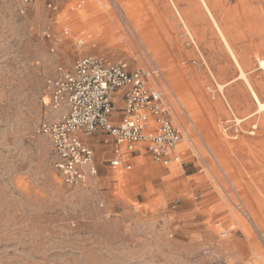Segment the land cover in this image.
<instances>
[{
	"label": "rangeland",
	"instance_id": "374dc122",
	"mask_svg": "<svg viewBox=\"0 0 264 264\" xmlns=\"http://www.w3.org/2000/svg\"><path fill=\"white\" fill-rule=\"evenodd\" d=\"M41 4L0 0V264H262L264 0ZM135 8L154 20L168 66L141 43ZM84 55L129 70L159 67L178 100L169 111L180 125L179 161L141 155L123 170L96 148L97 176L64 184L39 126L56 113L43 105L48 80ZM176 81L202 120L191 119ZM165 171L186 181L157 200Z\"/></svg>",
	"mask_w": 264,
	"mask_h": 264
},
{
	"label": "built area",
	"instance_id": "2783aa9c",
	"mask_svg": "<svg viewBox=\"0 0 264 264\" xmlns=\"http://www.w3.org/2000/svg\"><path fill=\"white\" fill-rule=\"evenodd\" d=\"M13 1L21 9L33 2ZM44 1L48 7L53 3ZM162 78L155 66L148 71L129 70L120 64H104L94 55H84L48 80V100L43 105L49 111L58 110L59 117L44 119L39 131L49 140L52 165L65 185H84L97 176L94 151L80 137L96 131L113 138V166L120 165L124 157V167L129 169L128 159L139 144L156 162L170 160L182 136L169 111L177 98L166 83H161ZM116 92L121 95V114L114 119Z\"/></svg>",
	"mask_w": 264,
	"mask_h": 264
},
{
	"label": "bare ground",
	"instance_id": "6f19581e",
	"mask_svg": "<svg viewBox=\"0 0 264 264\" xmlns=\"http://www.w3.org/2000/svg\"><path fill=\"white\" fill-rule=\"evenodd\" d=\"M200 1V0H199ZM201 3V2H200ZM179 5V4H178ZM207 7V6H206ZM126 8V7H125ZM127 9V8H126ZM136 9L137 8H135V13H134V15L133 14H131V16H130V19H131V21L133 22V24L135 25V27H136V32H137V34L139 35V36H141L142 37V44H146L147 45V47H149V48H151V52L153 53V55H155V60H158L159 62H160V64H162V66L163 67H166V66H168L169 65V62L167 61V57H165V55H163V53H165V51H163L162 50V48H158L157 47V41H159V40H161L160 38H159V35H158V33L156 32V30L154 29V27H153V25H154V20L147 14V15H145V14H140V13H137V11H136ZM128 10V9H127ZM134 10V9H133ZM209 11V10H208ZM133 12V11H132ZM209 12H211V11H209ZM128 13H129V11H128ZM197 14V13H196ZM195 16V15H194ZM198 16V15H197ZM208 17V16H207ZM200 18V17H199ZM212 21V20H211ZM187 24V23H186ZM211 24V23H210ZM143 25H146V27L148 26L149 27V31L147 32H144L143 31V27H145V26H143ZM217 25V24H216ZM143 26V27H142ZM193 26V25H192ZM195 26V25H194ZM193 26V27H194ZM186 27V26H185ZM216 28V27H215ZM218 32V31H217ZM146 33H148V34H146ZM184 33V32H183ZM215 33V32H214ZM150 35V36H149ZM218 36V35H217ZM223 37H224V33H223V35H222ZM226 36V35H225ZM151 37V38H150ZM191 36H189V38H190ZM227 38V37H226ZM225 39V38H224ZM192 41H194V39L192 40ZM222 42H223V40H222ZM140 43V42H139ZM224 46H225V44H224ZM232 46V45H231ZM142 47H143V45H142ZM167 47V46H166ZM227 48V47H226ZM229 48V47H228ZM232 48V47H231ZM225 49V48H224ZM139 50V49H138ZM144 50V49H143ZM179 50H180V47H179ZM233 50H234V48H233ZM181 51V50H180ZM146 52V51H145ZM241 55V54H240ZM244 55V54H243ZM235 56V55H234ZM233 56V57H234ZM237 56V55H236ZM235 56V57H236ZM232 58V57H231ZM237 58V57H236ZM245 58V57H244ZM153 62V61H152ZM260 62V61H259ZM153 64V66H155L159 71H161L160 69H159V67L155 64V63H152ZM260 64H262V65H264V62H262L261 61V63ZM262 65H260V66H262ZM242 67V66H241ZM239 69V68H238ZM162 72V71H161ZM240 72V71H239ZM241 75H243V78H244V74L243 73H241ZM241 75L239 74V76L240 77H238V78H242L241 77ZM177 77V76H176ZM176 80H177V78H176ZM264 82V81H263ZM248 83V82H247ZM180 84V82H177L176 81V83H175V85L176 86H178V95L180 96V98L183 100V101H185L186 102V104H190V109L192 110V112L190 113V117H191V119L193 120V121H199V120H202L201 119V116H200V114H199V110L197 109V107H196V105H197V102H196V99L195 98H193L192 97V95H191V93L189 92V89H187L185 86H183L182 84L181 85H179ZM248 86V85H247ZM255 95V94H254ZM256 97V96H255ZM257 99V98H256ZM258 102V104H259V106H260V108H262L263 107V104L261 103V102H259V101H257ZM173 105H174V103H172ZM176 104L178 105V100H177V102H176ZM258 111V110H257ZM176 113V111L174 112V114ZM249 116V115H248ZM247 119V118H246ZM208 121V120H207ZM174 123L177 125V126H180L179 125V123L178 122H176V120L174 119ZM252 133V132H251ZM216 137V136H215ZM217 138V137H216ZM218 139V138H217ZM219 141V140H218ZM219 144H220V142H219ZM221 145V144H220ZM179 144L178 145H176L175 146V148H174V151H173V153H176V156H174V159L173 160H171V161H173V162H176V161H179V159H180V156H181V150H179ZM226 146V145H225ZM206 147V146H205ZM208 147V146H207ZM229 147H232V146H229ZM210 148V147H209ZM227 148V147H226ZM209 150V152H211L212 153V151L210 150V149H208ZM223 151H224V149H223ZM213 154V153H212ZM211 154V155H212ZM230 154V153H229ZM218 156V159H216V157H215V155L213 154V156H214V158H215V160L217 161V162H219V165L220 166H223V167H225V169H227V170H229L230 168H229V166H228V164H227V162H226V159L224 158V155L223 154H217ZM227 155V154H226ZM229 161V160H228ZM168 162H170V161H168ZM167 162V163H168ZM218 166V165H217ZM220 169V168H219ZM226 170V171H227ZM221 171V170H220ZM230 173V177H229V179H232V172H229ZM227 174V173H226ZM225 174V175H226ZM232 183V182H231ZM233 183L235 184V185H237V183L233 180ZM233 184V185H234ZM261 262H262V264H264V257H262L261 259Z\"/></svg>",
	"mask_w": 264,
	"mask_h": 264
},
{
	"label": "crops",
	"instance_id": "0c3cea01",
	"mask_svg": "<svg viewBox=\"0 0 264 264\" xmlns=\"http://www.w3.org/2000/svg\"><path fill=\"white\" fill-rule=\"evenodd\" d=\"M44 3H45V1H44ZM53 3H54V0H53ZM32 5L35 7V9H39V7H41V5H42L41 4V0H33L32 4H30L29 6H32ZM120 106H121V95H120L119 92H116L115 93V99H114V112H113V118L114 119L119 118V116L121 114ZM52 112H56V113H54L51 116V119H57L59 117V111H52ZM104 136H108V137H110V139H103ZM80 137L84 141V143H86V142L93 143V146H91L88 143H86V144H88L89 146L92 147L93 151L96 148L101 150L102 151L101 158H103L105 155H108L109 153L114 154L115 144H114L113 138L111 136H109L108 134L103 133L102 131H96L92 135H89V136L80 135ZM137 149L138 150L136 152H134L130 156V158L128 159V163H130V165H132V159L139 158V157H141V155H145V156L148 155V154H146L144 152L143 145H140V144L137 145ZM114 157H115V154H114L113 158ZM124 160H125L124 157H121L120 164L122 163V169L123 170H129L131 168V166H130L129 169H126L124 167V163H125ZM146 167H147V165L136 163V168L138 170L145 169ZM159 169H160L159 171H161L163 168L159 167ZM171 169H169V170H171ZM161 181H162V183L164 185L163 186L164 189L163 188L162 189L161 188L160 189H156V191H157L156 195L157 196L156 195L155 196H156L157 200L163 198L162 196L166 195V193L169 191V189L178 187L179 185H181L186 180H184V179L177 180L176 178H173L172 174H168V172L165 171V173H163L162 176H161Z\"/></svg>",
	"mask_w": 264,
	"mask_h": 264
}]
</instances>
